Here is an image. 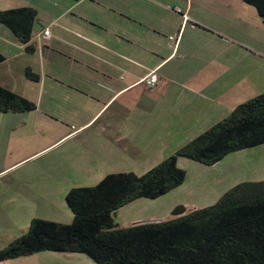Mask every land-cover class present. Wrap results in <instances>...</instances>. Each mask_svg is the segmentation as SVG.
Listing matches in <instances>:
<instances>
[{
  "label": "crops",
  "instance_id": "0c3cea01",
  "mask_svg": "<svg viewBox=\"0 0 264 264\" xmlns=\"http://www.w3.org/2000/svg\"><path fill=\"white\" fill-rule=\"evenodd\" d=\"M19 8L38 13L35 51L0 24V86L37 109L0 111V229L56 214V159L77 176L149 172L264 94V23L242 0H0V11ZM152 70L154 88L141 82ZM187 165L197 169L179 158Z\"/></svg>",
  "mask_w": 264,
  "mask_h": 264
},
{
  "label": "trees",
  "instance_id": "16d2710c",
  "mask_svg": "<svg viewBox=\"0 0 264 264\" xmlns=\"http://www.w3.org/2000/svg\"><path fill=\"white\" fill-rule=\"evenodd\" d=\"M264 23V0H242ZM38 13L32 8L0 11L7 27L33 53ZM5 61L0 54V64ZM27 77H39L27 70ZM37 105L0 86L2 113H29ZM264 146V94L235 109L147 174H109L92 187L73 188L66 204L69 225L34 219L19 238L0 249V263L42 252L86 255L96 264H264V182L243 183L215 205L192 212L173 210V219L120 228L115 216L138 200H157L182 186L185 158L212 167L231 154Z\"/></svg>",
  "mask_w": 264,
  "mask_h": 264
},
{
  "label": "rangeland",
  "instance_id": "374dc122",
  "mask_svg": "<svg viewBox=\"0 0 264 264\" xmlns=\"http://www.w3.org/2000/svg\"><path fill=\"white\" fill-rule=\"evenodd\" d=\"M258 46L259 45L256 47ZM67 147L68 145L63 146L56 154L60 153L62 155ZM228 158L229 159H226L224 163L219 162L220 165L216 168L207 167L200 163L185 159L189 164L197 166V169L187 165L186 174L188 176L182 186L157 200L142 199L137 201L135 208H122L114 218L115 223L120 228H129L132 218L153 216L160 217L162 221H168L174 218L172 212L176 207H184L187 212L205 209L215 205L227 192L237 185L243 183H258L264 180V146L231 154ZM55 163L58 164V168L50 172V180L54 181L55 177L60 178L61 186L58 192H56L58 194H55L56 196L54 199L57 203L55 206L58 211L54 214L55 216L43 214V218L40 220L69 225L74 219L72 212L66 204L65 197L69 191L78 187L95 186L114 171L109 172L108 170L107 172L108 167L97 166L92 174L77 176V174L73 172L65 173L60 170V165L62 166L65 163L62 159H56ZM103 171L105 175L101 176L100 174L103 175ZM115 173L132 172L125 171ZM147 173L148 172H139L134 174L140 177ZM10 177H5L4 180L8 181ZM193 207L196 209H192ZM18 221L12 220L6 222V228L2 227L0 229V249L5 248L11 241H14V239L19 238L27 232L30 223L23 222L22 220ZM42 253L48 255L46 260L42 259V257L37 260V262L42 264H96L86 255L73 253L57 254L52 252ZM31 258L33 257H25L24 259Z\"/></svg>",
  "mask_w": 264,
  "mask_h": 264
},
{
  "label": "built area",
  "instance_id": "2783aa9c",
  "mask_svg": "<svg viewBox=\"0 0 264 264\" xmlns=\"http://www.w3.org/2000/svg\"><path fill=\"white\" fill-rule=\"evenodd\" d=\"M51 36L50 30H45L43 36H40L39 39H48ZM171 41L176 42L177 40L174 37H171ZM142 83L148 85L151 88H154L159 83V75L157 70H152L149 74L141 81Z\"/></svg>",
  "mask_w": 264,
  "mask_h": 264
}]
</instances>
